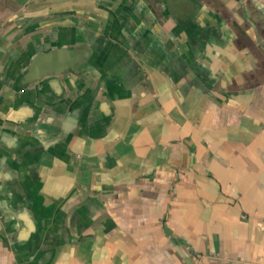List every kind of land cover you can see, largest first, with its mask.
I'll return each instance as SVG.
<instances>
[{"label":"crops","instance_id":"1","mask_svg":"<svg viewBox=\"0 0 264 264\" xmlns=\"http://www.w3.org/2000/svg\"><path fill=\"white\" fill-rule=\"evenodd\" d=\"M0 264H264V0H0Z\"/></svg>","mask_w":264,"mask_h":264}]
</instances>
